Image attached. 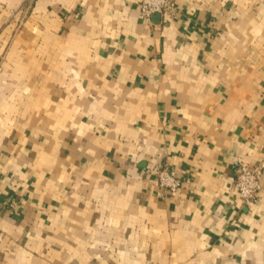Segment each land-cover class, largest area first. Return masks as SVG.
Here are the masks:
<instances>
[{"label": "crops", "instance_id": "crops-1", "mask_svg": "<svg viewBox=\"0 0 264 264\" xmlns=\"http://www.w3.org/2000/svg\"><path fill=\"white\" fill-rule=\"evenodd\" d=\"M139 2L0 0V264H264V0Z\"/></svg>", "mask_w": 264, "mask_h": 264}, {"label": "built area", "instance_id": "built-area-1", "mask_svg": "<svg viewBox=\"0 0 264 264\" xmlns=\"http://www.w3.org/2000/svg\"><path fill=\"white\" fill-rule=\"evenodd\" d=\"M139 6L143 19L148 22H151L155 15H159L163 21L178 15L176 0H140ZM152 172L157 180L158 195L160 197L164 198L168 193L175 194L182 187L181 179L168 165H158ZM263 175L264 160L258 163L247 161L239 163L235 179V190L244 207L250 208L260 199V193L263 189Z\"/></svg>", "mask_w": 264, "mask_h": 264}, {"label": "rangeland", "instance_id": "rangeland-1", "mask_svg": "<svg viewBox=\"0 0 264 264\" xmlns=\"http://www.w3.org/2000/svg\"><path fill=\"white\" fill-rule=\"evenodd\" d=\"M18 14H20V9L19 8H16L14 10L11 11V16L12 17H15V16H18Z\"/></svg>", "mask_w": 264, "mask_h": 264}]
</instances>
